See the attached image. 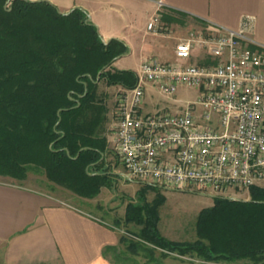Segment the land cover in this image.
<instances>
[{
    "label": "trees",
    "instance_id": "trees-1",
    "mask_svg": "<svg viewBox=\"0 0 264 264\" xmlns=\"http://www.w3.org/2000/svg\"><path fill=\"white\" fill-rule=\"evenodd\" d=\"M128 51L118 38L105 41L80 8L62 13L48 0H0V175L26 186L30 170H42L51 184L86 198L114 187L120 173L108 158L107 107L98 87L102 79L122 88L137 84L135 70L114 65ZM140 182L124 216L139 229L121 234L124 250H106L117 262L140 264L129 254L143 252L145 264H165L173 254L264 264V186H252L249 199L213 196L198 214L197 239L189 241L161 232L166 196L160 186Z\"/></svg>",
    "mask_w": 264,
    "mask_h": 264
},
{
    "label": "built area",
    "instance_id": "built-area-1",
    "mask_svg": "<svg viewBox=\"0 0 264 264\" xmlns=\"http://www.w3.org/2000/svg\"><path fill=\"white\" fill-rule=\"evenodd\" d=\"M148 30L164 32L161 9ZM253 18L239 28L208 24L176 45V59L147 58L138 82L116 100L112 144L129 179L165 189L236 197L264 186V45ZM196 49L209 62H193ZM165 96L198 92L178 111L144 109L147 84Z\"/></svg>",
    "mask_w": 264,
    "mask_h": 264
},
{
    "label": "crops",
    "instance_id": "crops-1",
    "mask_svg": "<svg viewBox=\"0 0 264 264\" xmlns=\"http://www.w3.org/2000/svg\"><path fill=\"white\" fill-rule=\"evenodd\" d=\"M48 1L62 13L76 8L84 10L105 41L112 38L124 41L129 51L118 57L114 65L137 73L147 58L155 57L163 62L176 59V45L181 39L179 29L175 28L180 26L188 30L193 29L190 26L205 28L216 24L237 29L244 19L252 17V37L264 45V0ZM160 2L163 3L162 17L168 14L176 18L162 19L167 28H172L171 32L148 30ZM203 56L206 52L196 49L191 61ZM156 90L155 85L147 84L146 111L159 109ZM175 95L165 96L172 102L163 105L164 109L182 110L191 101L187 100L184 105V100ZM120 237L117 228L89 210L38 189L0 182V264H134L117 262L113 253L106 252L107 247L122 246ZM191 260L165 264H240L239 261Z\"/></svg>",
    "mask_w": 264,
    "mask_h": 264
},
{
    "label": "rangeland",
    "instance_id": "rangeland-1",
    "mask_svg": "<svg viewBox=\"0 0 264 264\" xmlns=\"http://www.w3.org/2000/svg\"><path fill=\"white\" fill-rule=\"evenodd\" d=\"M10 4V3H9ZM8 4V5H9ZM164 32H171L172 28H167V24H164ZM196 30H201L203 27H191ZM179 29L178 35L183 40L188 37L189 33L193 29L184 28L180 26L175 28ZM180 41V40H179ZM209 62L210 58L203 56L200 60L193 62ZM122 62L119 63V66ZM121 90L118 85H108L105 79L99 82L98 95L107 107L106 120L102 127L103 135L107 136L109 141V148L111 149L109 160L112 163L113 170L119 172L120 175L115 179L114 187H103L100 194L94 198L82 197L72 190L60 186L54 185L48 182L45 173L42 170L32 169L29 172V178L25 181L27 187H31L38 190H43L49 194L65 200L67 203L75 205L77 207L84 208L91 211L94 214L99 215L104 221L117 228L120 234H123L125 230L129 229L131 232L137 231L139 226L134 223L126 224L124 222L126 206L131 201L138 200V190L142 187V184L137 179H129L125 176L124 167L122 166L115 149L113 148L112 129L115 124V108L117 96ZM155 97L160 101L159 109H164L168 102H172L165 96H163L158 90L155 92ZM175 97L183 99V103L187 100L195 101L198 97V92L195 89L189 87H180ZM181 105V103H179ZM0 182L13 183L14 179L8 176L0 175ZM162 193L166 196L165 203L160 207L161 220L159 228L161 232L168 238L175 240H189L194 241L197 239L196 222L198 214L202 208L211 206L213 204V196L203 193L198 190H179V189H165L161 187ZM249 192H242L239 196H232L233 198L249 199ZM155 197L154 191L148 192V199L152 200ZM117 220H121V225L117 226ZM125 246L122 245L119 250H124ZM166 262H179V261H193L191 259H200L198 257H178L176 254L171 255ZM129 257L140 263H145L146 258L144 253L129 254ZM129 258V259H130ZM190 259V260H189ZM240 264H253L248 260H240Z\"/></svg>",
    "mask_w": 264,
    "mask_h": 264
},
{
    "label": "water",
    "instance_id": "water-1",
    "mask_svg": "<svg viewBox=\"0 0 264 264\" xmlns=\"http://www.w3.org/2000/svg\"><path fill=\"white\" fill-rule=\"evenodd\" d=\"M69 13V12H68ZM119 173V172H118ZM229 198H233V197H229Z\"/></svg>",
    "mask_w": 264,
    "mask_h": 264
}]
</instances>
